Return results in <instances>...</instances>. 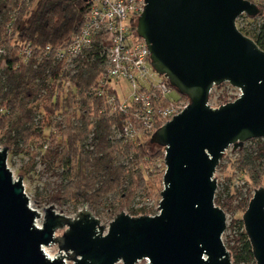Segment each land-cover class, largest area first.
<instances>
[{
    "label": "water",
    "instance_id": "95a60500",
    "mask_svg": "<svg viewBox=\"0 0 264 264\" xmlns=\"http://www.w3.org/2000/svg\"><path fill=\"white\" fill-rule=\"evenodd\" d=\"M143 3L135 33L153 70L188 101L148 141L162 148L165 166L157 214L120 210L105 228L86 208L73 217L53 205L39 213L7 166L8 148L0 147V264H232L222 241L226 215L214 203V173L229 147L264 139V51L235 24L260 10L247 0ZM223 83L240 96L213 109L209 95ZM241 221L255 264H264L263 187ZM53 246L51 257L45 249Z\"/></svg>",
    "mask_w": 264,
    "mask_h": 264
},
{
    "label": "trees",
    "instance_id": "16d2710c",
    "mask_svg": "<svg viewBox=\"0 0 264 264\" xmlns=\"http://www.w3.org/2000/svg\"><path fill=\"white\" fill-rule=\"evenodd\" d=\"M87 13L86 0H0V146L16 156L36 142L58 172L55 200L59 204L74 209L87 205L92 210L111 198L110 208L117 213L124 206L122 201L128 204L138 190H149L147 178L154 174L142 166L151 160L147 145L158 146L110 139L119 118L99 115L102 102L87 94L104 63L97 44L70 77L73 92L69 93L55 88L68 73L51 55L42 54L46 46L57 49L69 43ZM251 40L264 51V31ZM27 44L32 53L25 59L22 49ZM57 115L63 117V127L54 122ZM247 143L250 146L238 149L234 166L254 187L264 188V139ZM117 197L122 203L115 205ZM227 197L224 203L217 193L215 205L229 211L237 200L236 212L246 210L252 195L238 192ZM129 215L146 212L142 208ZM227 231L232 239L228 236L223 243L231 263H255L242 221H231Z\"/></svg>",
    "mask_w": 264,
    "mask_h": 264
},
{
    "label": "built area",
    "instance_id": "2783aa9c",
    "mask_svg": "<svg viewBox=\"0 0 264 264\" xmlns=\"http://www.w3.org/2000/svg\"><path fill=\"white\" fill-rule=\"evenodd\" d=\"M86 3L85 21L71 41L57 49L46 46L42 50L44 56L51 55L62 71L68 73L55 88L73 92L70 77L77 73L80 60L97 44L104 63L87 94L102 102L99 115L119 118L111 129L110 139L124 143L150 139L152 133L188 103L180 95L177 99L170 96L175 90L153 70L144 41L135 33L136 19L145 4L143 0H86ZM22 53L28 59L31 46L25 45ZM63 120L59 115L54 117L61 127Z\"/></svg>",
    "mask_w": 264,
    "mask_h": 264
},
{
    "label": "rangeland",
    "instance_id": "374dc122",
    "mask_svg": "<svg viewBox=\"0 0 264 264\" xmlns=\"http://www.w3.org/2000/svg\"><path fill=\"white\" fill-rule=\"evenodd\" d=\"M255 5L260 10L259 15L255 17H248L244 14L240 15L235 24L236 28L247 38L255 34L264 31V0H247ZM102 66L100 69L102 70ZM173 99H177L179 94L173 92L170 95ZM240 96V91L237 88L231 87L228 83H223L219 86L213 87L209 95L208 105L216 109L220 105L230 103L235 101ZM188 103L187 100H185ZM149 139H142L138 142L139 144H147ZM248 142V141H247ZM245 142L242 147L250 146V143ZM3 148V146H0ZM8 148V147H7ZM147 148V147H146ZM238 150H233L229 147L219 165L217 166L214 178L216 180V194H222V200H228L227 195L232 197L238 192L243 195H253L254 191L259 187H254L243 172H239L234 166V162L238 158ZM27 152V153H26ZM147 152L151 156V160L143 164V169H148V171H153L154 176L147 178L146 186L149 187L147 192L138 190L136 196L127 202L122 201L124 206L117 210V213L110 208V203L113 199L109 198L104 203H102L96 209H90L87 205L83 207L73 208L69 205H61L55 200V195L59 189V176L58 172L55 170L54 165L50 162L49 158L44 155V149H39L38 144L35 142L30 144L29 147L25 149V153L19 155H12L10 149L8 148L7 155V166L13 174V178L17 179L21 177L23 180L24 191L30 199V206L32 209L39 213L48 206L53 205L56 211H61L67 217H73L79 210L86 208L90 210L93 216L100 221V224L105 228L113 220V218L121 212L130 214L131 210L139 211L144 208L146 215L154 216L157 214L158 204L160 201V192L162 191V177L164 174L165 166L163 163V150L162 148L152 147V150ZM153 156V157H152ZM115 205L121 202V199L117 197L114 201ZM231 210L227 211L224 208V213L226 215V227L230 225L231 221L241 220L245 211H233L236 206L237 200H233ZM141 216V215H139ZM137 217V216H136ZM41 219L37 221V225H41ZM62 234V231H58L56 236ZM232 239L230 231L224 232L222 236V241H226L227 237ZM45 253L48 256L54 257L57 253V248L55 246L45 249ZM65 264H72L71 262H66ZM255 264V263H249Z\"/></svg>",
    "mask_w": 264,
    "mask_h": 264
},
{
    "label": "flooded vegetation",
    "instance_id": "af4514ba",
    "mask_svg": "<svg viewBox=\"0 0 264 264\" xmlns=\"http://www.w3.org/2000/svg\"><path fill=\"white\" fill-rule=\"evenodd\" d=\"M63 232V231H62Z\"/></svg>",
    "mask_w": 264,
    "mask_h": 264
}]
</instances>
